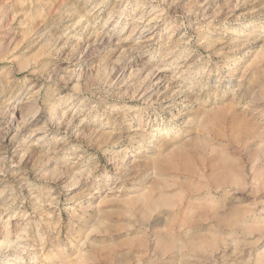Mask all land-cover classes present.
Returning a JSON list of instances; mask_svg holds the SVG:
<instances>
[{
    "label": "rangeland",
    "instance_id": "rangeland-1",
    "mask_svg": "<svg viewBox=\"0 0 264 264\" xmlns=\"http://www.w3.org/2000/svg\"><path fill=\"white\" fill-rule=\"evenodd\" d=\"M14 242L264 264V0H0V264Z\"/></svg>",
    "mask_w": 264,
    "mask_h": 264
},
{
    "label": "bare ground",
    "instance_id": "bare-ground-1",
    "mask_svg": "<svg viewBox=\"0 0 264 264\" xmlns=\"http://www.w3.org/2000/svg\"><path fill=\"white\" fill-rule=\"evenodd\" d=\"M155 205H156V203H155ZM159 205V204H158ZM17 245H19V244H16L15 242H14V245L12 246H8V247H6L5 249V253H4V251H3V254H6L7 253V255H5L6 257H8L9 258V260L7 261V264H21V262L23 261V259L25 258V255L23 254L24 252H22L21 250H19L18 248H16L17 247ZM45 246V245H44ZM20 247V246H19ZM21 249V248H20ZM22 250H24V249H22ZM42 250H44V248H42L41 249V251ZM62 251V250H61ZM28 253V252H27ZM41 254H42V252H41ZM59 256V255H58ZM42 257V256H41ZM40 257V258H41ZM78 256H76V258H77ZM79 257H80V255H79ZM28 259V262H27V264H38V261L40 260L39 258H38V256L36 255V254H31V255H29V257H27ZM57 258H59V257H57ZM64 258H65V256H64ZM75 259V258H74ZM61 260V259H60Z\"/></svg>",
    "mask_w": 264,
    "mask_h": 264
}]
</instances>
